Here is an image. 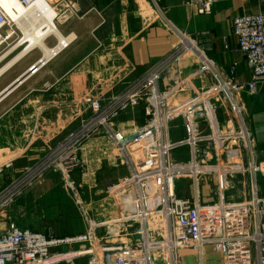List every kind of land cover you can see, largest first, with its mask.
Wrapping results in <instances>:
<instances>
[{"label": "crops", "instance_id": "1", "mask_svg": "<svg viewBox=\"0 0 264 264\" xmlns=\"http://www.w3.org/2000/svg\"><path fill=\"white\" fill-rule=\"evenodd\" d=\"M68 1L76 5L80 18L59 19L55 21L57 29L54 20L44 15L45 8L38 5L37 9L62 40L70 37L71 43L60 51L64 43L34 76L25 77L0 101V169L3 171L0 190L27 168L50 157L70 132L87 122L91 117L89 103L92 100L107 101L119 94L149 67L171 55L180 45L181 36L187 37L205 58L223 71L235 65L241 83L250 79L244 58L236 52L231 24L235 17L264 12V0H217L210 15L198 13L186 0ZM44 30L43 27L37 33ZM45 41L47 49L51 50L58 43L53 35ZM23 48L21 45L12 54ZM11 55L0 62V68ZM41 58V52L33 50L4 72L0 76V93L26 75ZM183 66L190 75L196 63L188 60ZM208 83L207 79L194 78L189 91L170 98V112L204 97L200 89ZM237 100L243 107L251 135L252 156L258 170V196L264 200V88H259L252 96L243 91ZM212 103L217 109L214 122L228 124L232 117L227 105L220 98ZM142 109L140 105L117 119L115 124L119 130L128 134L142 127L145 123ZM206 128L199 126L196 131ZM184 138L182 119H174L170 123L169 139L176 142ZM111 155L116 153L108 137L102 135L87 142L81 152L83 169L73 179L98 234L106 241L110 239L104 237L102 226L135 208V194L127 190L128 171L114 163ZM173 158L177 162H188V149L175 151ZM226 158L223 155L222 160L203 166L197 189L201 204L240 201L243 194L247 195L248 176L241 172V165H234L232 159ZM242 159L246 164L245 156ZM8 163L11 166L3 168ZM116 181H120L119 184ZM175 194L179 198H193L192 179L179 178ZM57 196L59 200L55 201ZM67 197L72 200L60 172H45L40 183L1 215L0 234L10 222L52 238L83 233L86 227L74 200L76 210L68 219L63 204ZM150 200L148 210L157 211L155 194ZM50 226L57 231L47 230ZM181 256L184 264H200L188 249L182 251ZM73 264L86 262L76 260ZM201 264H226V257L206 247Z\"/></svg>", "mask_w": 264, "mask_h": 264}, {"label": "built area", "instance_id": "2", "mask_svg": "<svg viewBox=\"0 0 264 264\" xmlns=\"http://www.w3.org/2000/svg\"><path fill=\"white\" fill-rule=\"evenodd\" d=\"M35 1L16 0L25 7ZM45 1L56 13L55 28L59 19L80 18L76 5L68 0ZM216 1L186 0L190 8L202 15H210ZM231 31L236 52L244 58L250 72L247 83L239 81L235 65L223 71L187 37L181 36L180 45L171 55L149 67L119 94L107 101L92 100L87 122L70 132L50 157L27 168L0 190L1 217L43 180L45 172L57 170L86 227L80 234L52 238L10 222L0 234V264H73L83 259L86 264H184L181 252L187 249L201 264L206 247L224 255L226 264H264V200L258 196L251 135L237 100L243 91L252 96L264 88V12L235 17ZM18 32L0 0L1 57L14 46L9 48ZM63 40L66 43L60 51L71 43L70 37ZM188 60L196 63L190 75L183 66ZM40 63L29 68L26 78L39 71L44 65ZM196 77L209 81L200 89L204 97L170 112V98L189 91ZM219 98L232 117L224 126L214 122L217 109L212 102ZM140 105L144 125L128 134L119 130L116 120ZM177 118L183 121L185 138L173 142L169 139V127ZM199 126L207 128L196 131ZM102 135L109 138L116 153L111 160L127 169V190L135 194V208L102 226L109 241L98 234L73 180L83 169L84 145ZM182 148L189 151L186 163L173 158L174 152ZM223 155L232 159L234 165L242 166L241 172L248 176V193L240 201L203 205L197 191L203 166L222 160ZM244 156L246 164L242 161ZM10 166L8 163L3 168ZM2 172L0 169V175ZM185 176L192 179L193 198H179L175 194L176 181ZM152 194L157 202L155 212L147 208Z\"/></svg>", "mask_w": 264, "mask_h": 264}, {"label": "bare ground", "instance_id": "3", "mask_svg": "<svg viewBox=\"0 0 264 264\" xmlns=\"http://www.w3.org/2000/svg\"><path fill=\"white\" fill-rule=\"evenodd\" d=\"M1 2L9 12V15L12 21L15 23L16 27L21 30L23 36L18 42L14 44V46L5 55H3V57L0 58V62L8 55H11L17 48H19L24 43H26V46L17 54H15L4 66L0 68V76L32 50L37 49L39 52H41L42 58L40 60V64H43L56 51L60 50L64 43H66L64 40H62L60 34L55 30V28L46 20V18L37 9L38 5L43 6L46 10V13L44 15L54 20V16L56 13L51 9L48 2H46L45 0H37L29 7L17 4L16 0H1ZM12 8H14L15 11H12ZM42 27L45 28L44 32L38 34V29ZM50 35H53L58 41V46L52 50L47 49L44 44L46 38ZM25 77L26 75L22 79H20L19 82L22 81ZM17 84L18 83H15L11 87H7L8 89L2 94H0V99L4 97L5 94L8 93Z\"/></svg>", "mask_w": 264, "mask_h": 264}, {"label": "rangeland", "instance_id": "4", "mask_svg": "<svg viewBox=\"0 0 264 264\" xmlns=\"http://www.w3.org/2000/svg\"><path fill=\"white\" fill-rule=\"evenodd\" d=\"M17 28H18V27H17ZM42 28H43V27H42ZM42 28H39L38 31H39L40 29H42ZM18 29H19V28H18ZM19 30H20V29H19ZM20 31H21V30H20ZM38 31H37V32H38ZM21 37H22V36H20V33L18 32V33H17V38L11 41V43H10L11 45L9 46V48H11V47H12V46H13V45H14V44H15V43H16ZM51 38H53V37H51ZM44 44H45V46H46V41H45ZM23 45H24V47H25V46H26V43H24ZM9 48H8V49H9ZM20 50H21V49H19V50L16 51L14 54H12V55L10 56V58L13 57V55L17 54ZM35 50H37V49H35ZM32 51H33V50H32ZM0 57H1V56H0ZM105 180H108V179L105 178ZM114 182H115V181H114ZM119 182H120V181H118V182L116 181L117 184H119ZM118 186H119V185H118ZM109 190H110V189H109ZM79 193H80V192H79ZM57 199L59 200V196L56 197V200H55V201H57ZM72 201H73V199L71 200L70 197H67V200L63 201V204L66 205V208H65V209H66V211L68 212V215H69V216H68V219H69V218H72V217L74 216V213H75V210H76V205H74V203H73ZM74 209H75V210H74ZM53 214H55V213H53ZM51 223L53 224L54 222L51 221ZM48 229L50 230V232L57 231V228H53V227H51V226L48 227L47 230H48ZM37 231H38V230H37Z\"/></svg>", "mask_w": 264, "mask_h": 264}, {"label": "water", "instance_id": "5", "mask_svg": "<svg viewBox=\"0 0 264 264\" xmlns=\"http://www.w3.org/2000/svg\"><path fill=\"white\" fill-rule=\"evenodd\" d=\"M24 76H25V75H24ZM24 76L20 77V78H19L18 80H16L13 84H15V83H20L19 80L22 79ZM13 84H11L9 87H11ZM9 87H8V88H9ZM14 87H15V86H14ZM14 87H13V88H14ZM8 88H7V89H8ZM7 89H6V90H7ZM6 90H4V91H6ZM4 91H3V92H4ZM3 92H1L0 94H2Z\"/></svg>", "mask_w": 264, "mask_h": 264}]
</instances>
